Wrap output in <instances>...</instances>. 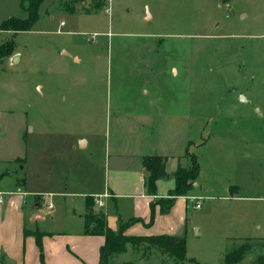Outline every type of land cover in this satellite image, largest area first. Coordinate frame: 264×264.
I'll return each mask as SVG.
<instances>
[{
  "label": "rangeland",
  "instance_id": "374dc122",
  "mask_svg": "<svg viewBox=\"0 0 264 264\" xmlns=\"http://www.w3.org/2000/svg\"><path fill=\"white\" fill-rule=\"evenodd\" d=\"M26 15L22 0H0V24ZM93 33L100 34L97 41L90 38ZM245 43L258 46L246 53L244 73L246 83L254 78L251 92L260 98L253 109L246 105L256 118L253 125L246 123V209L223 201L212 210L209 203L204 205L200 212L206 226L201 236L196 230L187 235V256L201 264H224L227 253L248 244L251 248L235 264H264V0H45L32 30H0V169L11 164L19 171L8 159L25 153L27 124L57 132L47 134L45 152L73 154L63 152L73 131L94 136L96 155L103 156L114 138L116 116L106 104L115 107L123 96L131 102L142 88H153L148 79H158L159 89L203 92L204 102L225 95L226 59L241 63ZM75 91L94 92L95 110L73 107L80 100ZM33 137L40 136L30 135L29 144ZM189 157L183 167L192 166ZM93 210L101 212L95 206ZM209 211L212 215L206 217ZM122 263L177 261L155 248L128 244L125 252L109 258V264Z\"/></svg>",
  "mask_w": 264,
  "mask_h": 264
},
{
  "label": "crops",
  "instance_id": "0c3cea01",
  "mask_svg": "<svg viewBox=\"0 0 264 264\" xmlns=\"http://www.w3.org/2000/svg\"><path fill=\"white\" fill-rule=\"evenodd\" d=\"M62 22L65 24L62 20L60 26ZM242 47L245 53L241 63L229 56L226 59L223 78L227 95L215 99L212 95L204 102L203 92L159 89L154 78L146 82L153 88H142L131 102L123 96L117 98L115 107L106 104L107 111L116 116L114 138H109L103 156L96 155L94 136L73 131L63 151L70 149L73 154L45 152L51 131L41 124H31L29 129L27 124L23 131L25 153L8 159L19 171L11 164L0 169V264H99L106 238L85 232L88 197H93L94 206L104 212L113 230H118L119 219L123 223L133 221L125 231L132 236L187 237L194 230L201 236L206 222L200 211L207 203L211 210L221 201L246 209V123L250 126L256 122L246 105L253 109L260 98L251 92L254 78L248 79V86L244 73L246 53L258 46L245 43ZM62 52L68 53L66 49ZM73 59L81 61L78 56ZM94 94L75 91L80 100L71 105L82 112L94 111ZM109 126L112 128L111 117ZM34 134L40 137H33L29 144V136ZM190 149L200 163L192 189L184 195L171 194L177 182L170 175L157 180L156 195L148 194L145 178L149 172L143 157L167 156L166 170L172 174L183 166ZM18 158L21 160L16 161ZM2 161L0 157V167ZM159 199H173L166 212L154 203ZM196 199L201 207L191 209ZM50 202L52 208H48Z\"/></svg>",
  "mask_w": 264,
  "mask_h": 264
},
{
  "label": "trees",
  "instance_id": "16d2710c",
  "mask_svg": "<svg viewBox=\"0 0 264 264\" xmlns=\"http://www.w3.org/2000/svg\"><path fill=\"white\" fill-rule=\"evenodd\" d=\"M45 0H22L23 9L27 13L26 17L10 16L0 24L1 31H30L40 19V9ZM13 48L15 45H12ZM192 166L190 168L178 166L177 170L169 174L166 170L168 161L167 156L161 155H145L143 157V166L149 172L145 178V187L150 195H156V182L160 178H167L172 175L176 179V188L171 193L173 195H184L192 189L193 183L197 180L200 173V163L197 155L189 154ZM18 158L16 161H20ZM173 199H159L154 203L160 204L161 212H166L172 205ZM154 206V205H152ZM88 213L85 216V232L88 234H102L106 241L101 248L99 264H109V258L113 254L122 253L127 250V245L131 244L133 248L139 249L141 246L157 249L162 255H169L177 264H183L185 261H193L201 264L195 258L187 256V242L185 236L180 235H141L132 236L125 234L126 228L133 223H123L121 219L120 226L117 231L113 230L109 225L103 212H94L93 197L87 198ZM91 211V212H90ZM40 248L42 245L40 244ZM251 248L250 245L244 244L236 248L232 252L225 255L224 264H235L242 259L245 253ZM45 264V263H43ZM129 264V263H122Z\"/></svg>",
  "mask_w": 264,
  "mask_h": 264
},
{
  "label": "built area",
  "instance_id": "2783aa9c",
  "mask_svg": "<svg viewBox=\"0 0 264 264\" xmlns=\"http://www.w3.org/2000/svg\"><path fill=\"white\" fill-rule=\"evenodd\" d=\"M62 24H64V22H62ZM99 33H93L91 34L90 38L92 39V41H97L98 37H99ZM99 204H101L102 202L99 200L98 201ZM201 201H197L195 204H194V208H200L201 207ZM53 205L52 203H48V208H52Z\"/></svg>",
  "mask_w": 264,
  "mask_h": 264
},
{
  "label": "water",
  "instance_id": "95a60500",
  "mask_svg": "<svg viewBox=\"0 0 264 264\" xmlns=\"http://www.w3.org/2000/svg\"><path fill=\"white\" fill-rule=\"evenodd\" d=\"M18 58H19V56H18V54H16V55L14 56L13 60L16 61V60H18ZM146 173H148V172H146Z\"/></svg>",
  "mask_w": 264,
  "mask_h": 264
}]
</instances>
